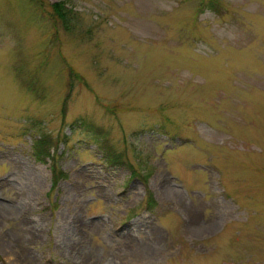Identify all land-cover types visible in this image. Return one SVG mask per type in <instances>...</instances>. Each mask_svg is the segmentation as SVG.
Listing matches in <instances>:
<instances>
[{"label": "rangeland", "instance_id": "obj_1", "mask_svg": "<svg viewBox=\"0 0 264 264\" xmlns=\"http://www.w3.org/2000/svg\"><path fill=\"white\" fill-rule=\"evenodd\" d=\"M214 2L0 0V264H264V0Z\"/></svg>", "mask_w": 264, "mask_h": 264}, {"label": "trees", "instance_id": "obj_2", "mask_svg": "<svg viewBox=\"0 0 264 264\" xmlns=\"http://www.w3.org/2000/svg\"><path fill=\"white\" fill-rule=\"evenodd\" d=\"M39 4V3H38ZM51 8V13H49V16L54 21H59L63 23L66 26V23H70V16L72 12L69 8H66L63 4V2L55 1L48 4ZM207 6L211 9H215V2L214 0H207ZM67 28V27H66ZM52 177H56V171L55 168L51 170Z\"/></svg>", "mask_w": 264, "mask_h": 264}]
</instances>
